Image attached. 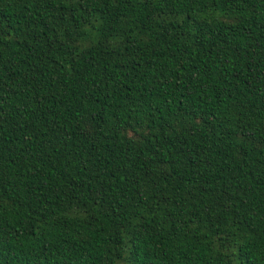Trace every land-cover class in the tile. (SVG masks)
Masks as SVG:
<instances>
[{"label":"trees","instance_id":"obj_1","mask_svg":"<svg viewBox=\"0 0 264 264\" xmlns=\"http://www.w3.org/2000/svg\"><path fill=\"white\" fill-rule=\"evenodd\" d=\"M0 264H264V0H0Z\"/></svg>","mask_w":264,"mask_h":264}]
</instances>
